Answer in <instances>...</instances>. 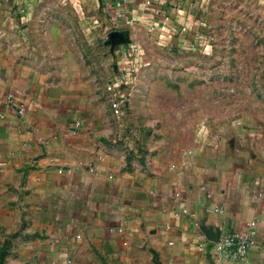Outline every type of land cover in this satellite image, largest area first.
I'll return each mask as SVG.
<instances>
[{
  "label": "crops",
  "instance_id": "1",
  "mask_svg": "<svg viewBox=\"0 0 264 264\" xmlns=\"http://www.w3.org/2000/svg\"><path fill=\"white\" fill-rule=\"evenodd\" d=\"M22 1L0 2V249L19 247L30 264H73L88 252L107 264H155L153 252L160 264H264L262 154L218 137L180 161H141L107 110L109 93L100 102L84 74L31 43L39 21L16 16ZM83 1L110 25L162 40L185 41L197 21L193 0ZM8 93L23 115L3 102ZM251 220L255 243L239 260L200 229L246 232Z\"/></svg>",
  "mask_w": 264,
  "mask_h": 264
},
{
  "label": "rangeland",
  "instance_id": "2",
  "mask_svg": "<svg viewBox=\"0 0 264 264\" xmlns=\"http://www.w3.org/2000/svg\"><path fill=\"white\" fill-rule=\"evenodd\" d=\"M193 1L197 21L182 42L178 34L162 40L147 29L110 25L83 0H26L16 16L38 19L31 43L53 65L84 74L100 102L108 101L107 80L124 78L123 58L134 60L124 89L130 108L123 117L107 110L141 161H180L199 141L218 137L264 158V0ZM7 248L0 264H30L19 247ZM75 258L107 264L92 252Z\"/></svg>",
  "mask_w": 264,
  "mask_h": 264
},
{
  "label": "built area",
  "instance_id": "3",
  "mask_svg": "<svg viewBox=\"0 0 264 264\" xmlns=\"http://www.w3.org/2000/svg\"><path fill=\"white\" fill-rule=\"evenodd\" d=\"M133 53L136 54V48H133ZM124 63V78L119 76H115L110 82L106 85V91L110 94L109 105L112 114L115 117H123L125 116L128 110V95L127 92L124 91L127 84V77L131 76L136 70V63L134 60H129L128 58H123ZM3 102L12 108H16L14 104L13 94L8 93L5 95ZM24 113V107L22 105L17 106L16 114L21 116ZM62 169L59 170L61 172ZM179 194H176L178 197ZM216 211H220L216 209ZM177 214L187 215L191 219H193L194 214L187 209L186 207H181ZM256 224L255 220L248 221L247 231L246 232H230L224 235L219 236L217 242H212L213 247L219 251L226 253L231 259L239 260L245 257L249 248L255 243V233H256ZM119 232L122 231L121 228L117 229Z\"/></svg>",
  "mask_w": 264,
  "mask_h": 264
},
{
  "label": "water",
  "instance_id": "4",
  "mask_svg": "<svg viewBox=\"0 0 264 264\" xmlns=\"http://www.w3.org/2000/svg\"><path fill=\"white\" fill-rule=\"evenodd\" d=\"M201 231L205 234L208 240L212 242H217L219 236H220V231L217 229H213L212 227H208L206 225H201L200 226Z\"/></svg>",
  "mask_w": 264,
  "mask_h": 264
},
{
  "label": "trees",
  "instance_id": "5",
  "mask_svg": "<svg viewBox=\"0 0 264 264\" xmlns=\"http://www.w3.org/2000/svg\"><path fill=\"white\" fill-rule=\"evenodd\" d=\"M7 246H8V243L5 242V243L3 244V246L1 247V249H0V252H1V253H4V252L6 251ZM2 257H3V255L0 254V260H1ZM153 259H154V261H155V264H160L159 261H158L157 254H156L155 252H153Z\"/></svg>",
  "mask_w": 264,
  "mask_h": 264
}]
</instances>
